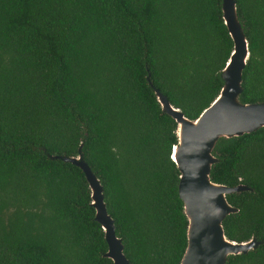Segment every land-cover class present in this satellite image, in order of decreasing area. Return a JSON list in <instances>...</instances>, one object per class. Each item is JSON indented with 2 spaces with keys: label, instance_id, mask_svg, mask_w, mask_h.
I'll return each mask as SVG.
<instances>
[{
  "label": "trees",
  "instance_id": "obj_1",
  "mask_svg": "<svg viewBox=\"0 0 264 264\" xmlns=\"http://www.w3.org/2000/svg\"><path fill=\"white\" fill-rule=\"evenodd\" d=\"M223 0H0V264H113L83 172L100 181L129 264H180L187 219L173 162L177 124L220 93L233 51ZM248 42L242 104L264 103V0H235ZM213 183L236 208L225 237L261 244L226 264H264V127L219 139Z\"/></svg>",
  "mask_w": 264,
  "mask_h": 264
},
{
  "label": "water",
  "instance_id": "obj_2",
  "mask_svg": "<svg viewBox=\"0 0 264 264\" xmlns=\"http://www.w3.org/2000/svg\"><path fill=\"white\" fill-rule=\"evenodd\" d=\"M222 13L233 51L221 71L223 86L210 106L197 119L189 120L155 90L162 111L177 124V143L171 158L180 173L178 193L188 222L187 246L180 264H226L229 256L246 254L261 244L255 238L236 243L224 235V219L238 211L228 203L226 196L248 188L243 185L226 187L210 179L211 169L217 162L212 153L219 139L239 137L264 127V103L242 104L239 101L249 47L235 0H223ZM49 157L71 163L83 172L90 190L91 206L95 210V221L100 224L107 242L105 257L113 264H129L122 240L115 234L114 221L107 213L103 188L84 162L81 148L77 157Z\"/></svg>",
  "mask_w": 264,
  "mask_h": 264
}]
</instances>
